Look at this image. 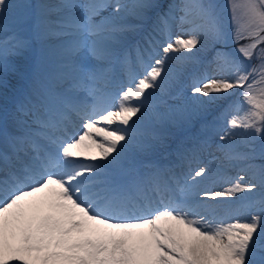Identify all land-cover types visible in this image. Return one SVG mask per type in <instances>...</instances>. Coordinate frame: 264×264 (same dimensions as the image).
<instances>
[{
    "label": "snow or ice",
    "instance_id": "1",
    "mask_svg": "<svg viewBox=\"0 0 264 264\" xmlns=\"http://www.w3.org/2000/svg\"><path fill=\"white\" fill-rule=\"evenodd\" d=\"M109 7L115 15L103 16ZM12 8L0 0V85L16 70L10 58L35 49L52 59L34 68L30 94L15 109L16 130L0 115V264H264V143L257 145L264 141V0H228L230 30L214 0H56L36 8L30 35L9 34ZM153 17L152 31L169 37L162 54L145 57L141 49L143 73L129 70L113 95L116 65L128 69L120 42ZM173 25L187 38L172 39ZM229 41L233 51L216 48ZM208 48L221 75L196 81L191 92L206 98L199 100L206 111L240 89L216 147L252 172L203 193L216 204L194 202L206 167L181 183L138 163L135 152L143 147L141 121L167 82V61ZM77 120L81 128L71 133ZM237 137L243 150L233 146ZM223 199L245 203L221 216Z\"/></svg>",
    "mask_w": 264,
    "mask_h": 264
},
{
    "label": "rangeland",
    "instance_id": "2",
    "mask_svg": "<svg viewBox=\"0 0 264 264\" xmlns=\"http://www.w3.org/2000/svg\"><path fill=\"white\" fill-rule=\"evenodd\" d=\"M55 2L56 0H34L31 1V5L38 7L42 3ZM119 2L127 4L131 3L132 0H119ZM177 2L179 3L180 0H177ZM214 2L218 5L224 23L230 30L231 19L228 0H214ZM11 3L13 4V8L7 15V30L9 34L15 32L19 33V35H30L34 14L31 15L26 0H11ZM108 3L114 5L117 3V0H110ZM20 7L26 11L23 13ZM102 15L108 17L115 15V13L113 8L109 7L103 11ZM120 15H123V13ZM16 16L19 19H16ZM153 19L154 17L151 21L144 23L139 29L125 33L119 45L120 52L124 49H129V44L138 39L145 40L142 44V49L145 50V57H147L149 52L153 55L156 53L162 54V47L167 43L169 37L154 33L152 31V24L149 32L148 23H153ZM126 22L131 25L138 23L132 17H126ZM176 36H185L187 38L186 34L178 26L173 25L171 38L174 39ZM149 39H153L155 44L150 46ZM56 42V40H53L51 43ZM241 43H244V41H241ZM235 47L236 45L232 44L231 41L225 46H216L218 50L229 52L233 51ZM34 52L32 56H30L31 52L28 51L23 55L10 58V64L16 70H10L5 73L3 76L4 84L0 85V115L5 117V124L9 131H14L17 128L14 120V116L16 115L15 109L18 104L25 102L26 97L30 94L34 68L36 66H46L52 59L50 51H37L34 49ZM139 52H132L133 54L128 57V69L120 68V70L127 74L129 70L140 74L143 69L137 63ZM214 54V50L210 48L201 50L199 53H196V50L193 49L192 53H174L173 55L176 58L167 61L165 69L168 73L167 82L165 83L163 92H157L153 98L154 108L150 109L148 117L141 121L140 130L142 135L139 138V144L143 147L135 150L137 152L136 159L140 157L147 158L148 154L152 153L155 156L154 159L163 161L174 155L172 159L174 164L168 160L167 165L165 161L156 163L155 165L153 163L152 165L161 169L165 176L173 177V175L177 174L176 179L181 183L185 181V177L189 179L188 174L190 170L194 172L199 167H206L208 169L207 175L203 179L197 178L196 185L194 186V192L199 193V196L194 197V202L205 201L206 203L202 202L204 204L217 203V201L210 199L202 200L205 198L203 196L205 191L223 190L229 186V181L235 180L238 174H242V169L247 173L248 177L252 175V172L245 167L243 162H228L224 160L222 152L217 150L216 147L217 144L222 143L219 137L227 128V119L230 113L225 114V109L233 101L239 100L240 89H234V96L229 97L228 100L219 101L214 105L208 106L206 111L199 103V100L206 98L193 95L191 92L196 81L209 77L219 78L221 75L216 64L213 62ZM251 63L257 62L254 60ZM119 81L120 78H118ZM110 88L109 91L113 95H116L117 93ZM208 124H211L212 127L208 131L207 137H212L211 139L208 138L207 143L211 142V144H207L203 149V144H196L195 141L189 142L188 145L191 147V153L186 152V147H181L184 145V142L190 140L192 136L200 137V132ZM178 134L183 135L176 139ZM260 143H264V141H257L258 146ZM243 145V137L234 138L233 146L239 150H243ZM90 151L94 153L96 150L92 149ZM179 156L182 158L181 160L178 158ZM213 156L219 157V159L213 160ZM211 181L216 182L218 188L206 190ZM243 203H245L243 200L223 199L219 201L217 212L220 209H225L229 213ZM240 218H247V213L241 211Z\"/></svg>",
    "mask_w": 264,
    "mask_h": 264
},
{
    "label": "bare ground",
    "instance_id": "3",
    "mask_svg": "<svg viewBox=\"0 0 264 264\" xmlns=\"http://www.w3.org/2000/svg\"><path fill=\"white\" fill-rule=\"evenodd\" d=\"M195 185H196V183H195ZM216 185H217V183L214 182V186L218 188V185H217V186H216ZM208 188L211 189L210 187H208ZM219 190H221V189H219ZM195 203H197V202H195ZM219 215H221V213H219ZM221 216H223V214H222ZM241 219H242V218H241Z\"/></svg>",
    "mask_w": 264,
    "mask_h": 264
}]
</instances>
